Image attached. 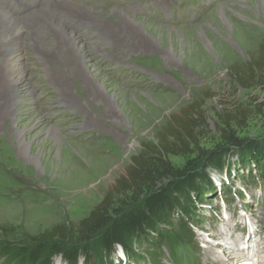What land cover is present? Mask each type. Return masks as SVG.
Wrapping results in <instances>:
<instances>
[{"label":"rangeland","instance_id":"1","mask_svg":"<svg viewBox=\"0 0 264 264\" xmlns=\"http://www.w3.org/2000/svg\"><path fill=\"white\" fill-rule=\"evenodd\" d=\"M42 2L34 0L32 9ZM58 2L50 5L58 10L53 14L43 10L47 18L90 41H97V35L80 16L119 26L112 12L127 14L131 19L123 20L128 24L120 25L117 42L128 52L115 48L118 60L95 57L106 95L82 77L68 86L76 98L81 92L86 97L88 88L87 100L94 97L89 110L82 100L76 110L59 105L56 87L32 65L28 75L36 102L20 103L14 116L6 113L0 122V240L12 243L86 217L141 145L156 143L155 135L170 116L187 105L200 107V150H213L219 143L218 115L224 112L246 111L245 125L235 129L240 139L257 141L264 134V86L243 89L230 74L232 67L242 68L255 57L264 41V0ZM24 60L32 62L27 54ZM46 128L57 130L60 141L45 135ZM240 157L228 155L222 169H207L213 191L204 196L189 237L175 236L171 251L162 247L161 255L139 249L138 262H129L117 247L104 264H155L154 259L156 264H225L224 254L244 251L264 264L257 248L264 244V173L253 164L242 166ZM169 161L176 168L188 161L200 164L197 153ZM247 242L251 248L242 249ZM241 259L242 264L252 263ZM53 264L64 263L57 258Z\"/></svg>","mask_w":264,"mask_h":264},{"label":"trees","instance_id":"2","mask_svg":"<svg viewBox=\"0 0 264 264\" xmlns=\"http://www.w3.org/2000/svg\"><path fill=\"white\" fill-rule=\"evenodd\" d=\"M230 74L243 89L263 87L264 41L255 57L242 68L232 67ZM200 112L193 103L171 115L155 135L156 143L141 145V152L130 158L100 203L77 223L55 224L25 242L0 240L2 263L53 264L59 258L64 264H95V260L104 264L117 247L129 262H138L139 249L160 255L162 247L171 251L175 236L192 234L199 206L213 191L208 168L220 170L228 155L238 153L242 166L253 164L264 173V134L256 141L235 133L245 125V110L218 115L219 143L210 151L199 149ZM196 153L200 164L188 161L176 168L169 161Z\"/></svg>","mask_w":264,"mask_h":264},{"label":"bare ground","instance_id":"3","mask_svg":"<svg viewBox=\"0 0 264 264\" xmlns=\"http://www.w3.org/2000/svg\"><path fill=\"white\" fill-rule=\"evenodd\" d=\"M58 1L43 0L41 7L38 9L34 7L32 9L31 4L33 5L34 0H0V122L6 116H14L16 107L20 103L28 101V103L34 104L36 102L34 91L31 89L30 76L28 75L34 63L39 69L40 75L44 79L49 80L48 83L52 87L55 86L57 93L59 92L57 98L59 105H62L64 108L74 107L76 110V106L79 104L77 100H82L89 110L92 108L91 103H94V97L92 100H87L86 97L90 95H87V93H91L87 90L88 88L84 94L86 97L82 96L83 93L81 92V95L76 98L69 92L68 86L71 87L70 85L73 80L75 82L76 78L82 77L87 86L95 85L106 95L105 86L101 82L102 74L95 66L98 62L95 60V57H108L109 60H118L117 55L113 52L115 48L120 49L119 53L121 51L128 52L123 49V44L121 46V41L119 40L123 32L120 25L124 24L127 26L128 24L123 21L128 17L127 14L117 9L112 12V16L118 18L119 26H111L110 23L103 21H93L91 16L87 17L84 14L80 16L84 22L93 28L91 34L97 35V41H90V38L86 39L80 33L78 35L68 32L63 25L47 18L43 10H47V12L49 11L50 14H53L58 10H52L50 5L59 4ZM17 7H22L26 10L30 8L31 10L25 11L26 14L18 17L16 15L25 12L18 11ZM128 19L131 18L128 17ZM36 22L38 24L37 28L34 27ZM76 22L81 24L80 20ZM169 30L172 29L169 28ZM142 48H144L143 50H148L149 47L142 46ZM26 54L32 58L31 64L25 62L24 56ZM95 100L97 101L96 98ZM84 126H87V124H84ZM44 132L45 135L56 142L61 139V134L57 130L53 131L51 128H46ZM18 134V140L21 141V133L19 132ZM247 246H249L248 242L245 248ZM258 247L259 252L261 250L260 256L264 258V244L258 245ZM208 251L211 252L212 250L207 249ZM248 254L245 251L224 254L225 258L221 261L225 264H242L241 258L246 257L247 260L252 261L250 264H259L254 258H249Z\"/></svg>","mask_w":264,"mask_h":264}]
</instances>
